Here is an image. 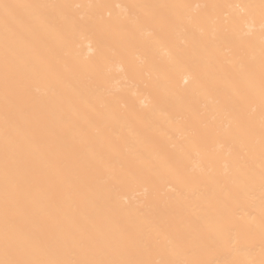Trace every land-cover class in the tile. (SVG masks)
I'll list each match as a JSON object with an SVG mask.
<instances>
[{
	"label": "bare ground",
	"instance_id": "6f19581e",
	"mask_svg": "<svg viewBox=\"0 0 264 264\" xmlns=\"http://www.w3.org/2000/svg\"><path fill=\"white\" fill-rule=\"evenodd\" d=\"M0 264H264V0H0Z\"/></svg>",
	"mask_w": 264,
	"mask_h": 264
}]
</instances>
